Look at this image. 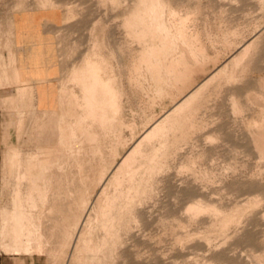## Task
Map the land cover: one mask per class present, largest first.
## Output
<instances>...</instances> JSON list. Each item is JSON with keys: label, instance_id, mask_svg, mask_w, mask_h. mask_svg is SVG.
<instances>
[{"label": "rangeland", "instance_id": "rangeland-1", "mask_svg": "<svg viewBox=\"0 0 264 264\" xmlns=\"http://www.w3.org/2000/svg\"><path fill=\"white\" fill-rule=\"evenodd\" d=\"M16 12L47 14L50 57L41 82L17 86L6 108L0 199L8 213L14 197L24 204L33 196L42 226L46 188L30 159L44 162L63 138L67 151L89 128L108 176L164 121L119 174L110 264H264V155L254 141L264 128V0H0L1 30ZM99 82L108 94L92 109L86 97ZM102 184L67 246L64 236L53 255L40 253L39 233L34 254L48 256H39L44 263L70 264Z\"/></svg>", "mask_w": 264, "mask_h": 264}, {"label": "bare ground", "instance_id": "bare-ground-1", "mask_svg": "<svg viewBox=\"0 0 264 264\" xmlns=\"http://www.w3.org/2000/svg\"><path fill=\"white\" fill-rule=\"evenodd\" d=\"M154 8H157L155 7V4H154ZM157 12H155V14ZM150 14H152V11ZM157 20H155V22ZM249 47H250L249 44H245L241 52L243 53L247 52V50H249ZM178 52H180L179 49H178ZM240 57H241V54H238L233 59L239 60ZM240 64L242 63L240 62ZM162 72L164 74V71ZM262 83L264 84V80ZM156 92H158V89ZM107 94L108 92L105 86L100 84V82L95 83L94 87L91 89V91L86 97L88 106L90 107L91 105H94V103L95 102L97 103V100L100 97H102L103 95L105 96ZM193 94L194 92L192 91L190 95H188L180 103H178L177 106L174 107L171 113L179 112L183 110V108H185L188 105V103L192 101ZM109 96L110 95H108V97ZM157 96L159 95L157 94ZM254 100H255V97H254ZM92 107L93 106H91V108ZM89 115H87L88 118H89ZM119 121H121V119ZM70 122H72V120ZM163 123L164 121L156 122L150 128V130L147 131L141 137V139H139L138 143L135 145V147L132 150H130L129 154L122 159V162L117 166V168L113 171V173L108 176L106 174L107 164H106L105 156L101 152L100 147L97 144L98 138L97 136H95L88 130L89 128L85 131L81 140L73 138L69 150L66 151V149H64L65 148L64 145L66 144V141L63 138L61 142L62 150L61 149H60L61 151L51 150L48 153L47 159L44 162H40V159L37 156L32 157L30 159V164L32 163L33 166L34 165L37 166V164L40 163V166H39L40 173L35 178L38 180H41L42 183L45 184V188H46L45 193L40 192V196L42 197L41 205L43 207L44 212L46 213V215L44 216L45 220L42 222L43 223L42 226L39 227L36 222V219H37L36 214H37L38 205H37V201L34 198H32L33 196L31 197L28 203H24V204L20 202V198L18 195L14 197L15 199H13L14 204H13L12 212L10 214L8 213V210H2L0 212V253L3 251L5 253L33 255L34 252L36 251L35 245L38 244L37 240H38V236L40 235L39 234L40 232L44 240V246L42 245L40 246L38 244L39 245L38 250L40 253H45L48 256L53 255V253H55V250L57 248L58 242H61V244L64 243L62 242V238L64 236L66 238L65 244L67 246V243H68L67 238L70 234H72V231H71L72 225H74L75 222L78 221L81 218V216H83L87 203L90 201V199H92L99 184L103 183L101 192L96 198V200L94 201V203L92 204V207L90 208L85 218L82 229L79 232V235L77 237V240H76L73 252H72L70 264H108V263L110 264V262H112L113 255L115 252V247H116L115 241L119 235V228L118 226H116L117 218H115V213L113 212L116 206L115 192L119 185L118 183L119 174H124L125 172L127 173L129 172L130 158L132 157V155L135 154L137 151H139L140 147L145 141H153L157 137L160 130L162 129L161 125ZM70 124L71 123H69V126ZM71 129L72 131H75V127L72 126ZM254 132H255V135H254L255 145L264 155V128H262L261 126L256 131L254 130ZM17 157L19 159L21 156L18 155ZM13 160L15 161L14 158ZM20 176L21 177H19V179L21 180L24 179L22 177L23 175H20ZM145 177L147 176L145 175L144 178ZM35 181L33 182L35 183ZM37 187L34 186L33 189L38 191L39 189H37ZM14 189H17V188H14ZM146 194L147 193H145V195ZM189 211H191L190 207H189ZM55 230L56 232L55 234H53ZM10 234H12L13 236L12 243H9L7 241ZM59 237H61V241Z\"/></svg>", "mask_w": 264, "mask_h": 264}, {"label": "crops", "instance_id": "crops-1", "mask_svg": "<svg viewBox=\"0 0 264 264\" xmlns=\"http://www.w3.org/2000/svg\"><path fill=\"white\" fill-rule=\"evenodd\" d=\"M47 14L16 12L10 24L0 29V146L8 106H12L17 86L38 83L49 66V38L45 29ZM19 77V78H18ZM18 80V81H17ZM36 101L38 99L36 95ZM9 210L0 199V212ZM41 254L0 253V264H46Z\"/></svg>", "mask_w": 264, "mask_h": 264}]
</instances>
